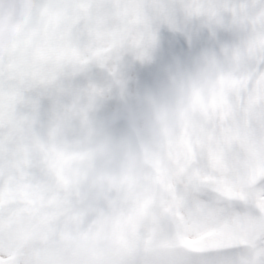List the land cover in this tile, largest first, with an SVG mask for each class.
Listing matches in <instances>:
<instances>
[{
	"label": "snow or ice",
	"instance_id": "snow-or-ice-1",
	"mask_svg": "<svg viewBox=\"0 0 264 264\" xmlns=\"http://www.w3.org/2000/svg\"><path fill=\"white\" fill-rule=\"evenodd\" d=\"M0 264H264V0H0Z\"/></svg>",
	"mask_w": 264,
	"mask_h": 264
}]
</instances>
